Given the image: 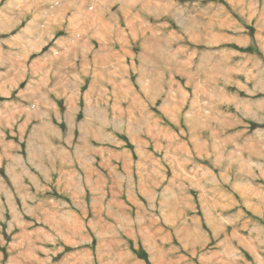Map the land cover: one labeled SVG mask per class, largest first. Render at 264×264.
<instances>
[{
  "label": "rangeland",
  "instance_id": "374dc122",
  "mask_svg": "<svg viewBox=\"0 0 264 264\" xmlns=\"http://www.w3.org/2000/svg\"><path fill=\"white\" fill-rule=\"evenodd\" d=\"M0 264H264V0H0Z\"/></svg>",
  "mask_w": 264,
  "mask_h": 264
},
{
  "label": "bare ground",
  "instance_id": "6f19581e",
  "mask_svg": "<svg viewBox=\"0 0 264 264\" xmlns=\"http://www.w3.org/2000/svg\"><path fill=\"white\" fill-rule=\"evenodd\" d=\"M74 5H75V4H74ZM111 9H112V8H111ZM111 9H110V10H111ZM72 12H73V11H72ZM71 14H72V13H71ZM67 30H68V29H67ZM68 32H69V30H68ZM73 34H74V33H73ZM43 48H44V47H43Z\"/></svg>",
  "mask_w": 264,
  "mask_h": 264
},
{
  "label": "trees",
  "instance_id": "16d2710c",
  "mask_svg": "<svg viewBox=\"0 0 264 264\" xmlns=\"http://www.w3.org/2000/svg\"><path fill=\"white\" fill-rule=\"evenodd\" d=\"M143 257H146V255L144 254Z\"/></svg>",
  "mask_w": 264,
  "mask_h": 264
}]
</instances>
